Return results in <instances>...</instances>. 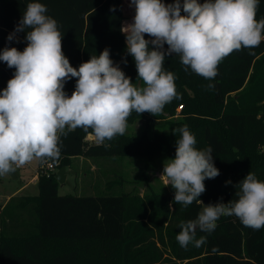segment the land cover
I'll use <instances>...</instances> for the list:
<instances>
[{"label": "trees", "instance_id": "obj_1", "mask_svg": "<svg viewBox=\"0 0 264 264\" xmlns=\"http://www.w3.org/2000/svg\"><path fill=\"white\" fill-rule=\"evenodd\" d=\"M31 2L44 4L46 15L57 21L63 34L62 50L72 67L78 69L108 48L114 65L133 84L143 86L121 31L125 19L122 0H0V52L5 47L23 51L27 46L29 29L16 33L12 41L7 37ZM261 18L264 0H259L256 14L257 20ZM145 39L151 37L145 34ZM164 68L175 74L182 98L165 105L156 116L133 111L127 126L143 119L139 135H129L126 129L124 135L99 143L91 129L77 128L61 137L59 158L47 160L54 171H42L38 161L37 195L12 197L0 211V264H264V227H245L235 216H221L211 233L197 230V239H207L201 247L189 244L182 248L176 239L179 225L197 217L201 205L196 201L185 207L175 204L174 196L112 194L113 186L122 185L119 179L104 183L102 195L58 194L55 172L67 168L71 159L175 156L180 134L172 130L185 124L198 150L213 148L214 166L220 173L204 181L206 190L198 198L203 203L213 204L220 197L224 203L238 199L236 185L248 172L264 181V153L259 150L264 147V123L256 119L259 112L264 118V41L223 59L211 81L191 69L186 72L175 54L166 56ZM14 72L0 61V91ZM209 83L215 88L207 90ZM75 84L76 78L67 81L65 92L74 91ZM177 106L182 108L178 115ZM176 115L180 118L172 120ZM162 120L169 131L148 137L154 124ZM161 248L169 257L163 258Z\"/></svg>", "mask_w": 264, "mask_h": 264}, {"label": "clouds", "instance_id": "obj_2", "mask_svg": "<svg viewBox=\"0 0 264 264\" xmlns=\"http://www.w3.org/2000/svg\"><path fill=\"white\" fill-rule=\"evenodd\" d=\"M130 6L135 15L121 31L142 87L114 65L108 48L78 69L72 67L62 50L57 21L46 15L44 4H27L23 18L7 37L12 41L16 33L29 29L27 46L23 51L5 47L0 52V61L15 69L0 91V176L33 160L43 164L58 159L61 137L77 128L91 129L97 142L103 143L124 135L133 111L162 113L165 105L182 98L175 74L164 68L166 56H179L186 72L191 69L211 81L223 59L264 41V18L256 19L259 0H130ZM145 34L151 39H145ZM72 78L76 84L69 96L64 88ZM206 88L212 90L215 85L209 83ZM172 131L180 138L175 157L164 162L162 175L175 190V204L187 207L196 201L202 205L195 219L180 222L179 245L201 247L207 239H197V230L211 233L221 216H235L253 230L264 227V181L248 172L236 185L238 199L203 206L198 198L206 190L204 181L220 174L213 148L198 150L187 124Z\"/></svg>", "mask_w": 264, "mask_h": 264}, {"label": "rangeland", "instance_id": "obj_3", "mask_svg": "<svg viewBox=\"0 0 264 264\" xmlns=\"http://www.w3.org/2000/svg\"><path fill=\"white\" fill-rule=\"evenodd\" d=\"M123 1V15H124V22L131 23L133 17L135 15V8L134 6H130V0H122ZM143 83V82H142ZM141 83H135L134 85L139 87ZM73 92V91H72ZM182 110L181 106H177L176 114ZM175 116L172 120H177L180 116ZM257 120H261L264 123V118H262L261 113L259 112L256 115ZM166 121L162 120L159 123H155L152 130L148 133V137H152L154 133H167L168 126L165 124ZM144 126V120L138 119L132 124L127 126V133L129 135L137 136L141 132ZM259 150L264 153V147H259ZM175 156L171 157H156L152 159H147L145 157H126L121 158V161H114L112 159H103V158H96L86 160L84 158H73L66 170V179L62 184L58 186V194L60 196L63 195H74V196H96L102 195L105 191L103 187V183L108 182L109 180H117V175L113 174L110 175V171L113 168L117 167V169L121 172V178L127 179L125 180L127 183L122 184L120 187L119 185H115L112 187V194H118L121 191L129 193L130 195H137L138 197L144 196L146 194H158V195H165V196H174L175 190L171 185H168V180L164 177L163 168L164 162L168 159H172ZM120 159V158H119ZM113 162V165H111ZM38 166V160H33L31 163H28L22 168L18 170V176L21 178L23 175H30L34 173ZM95 167V169L100 168L101 173L102 171L104 174L103 176L107 175L106 178L101 181L100 177H97V180H93V176L97 171H91V168ZM94 169V170H95ZM45 171V170H42ZM126 172V174L124 173ZM85 175V178L83 177ZM101 175V174H100ZM119 176V175H118ZM96 182V183H95ZM205 184V183H204ZM167 185V186H166ZM18 186V181L14 182L10 179H7L6 176H0V202L4 199V195L10 194L15 187ZM36 193L37 187L31 186L28 188V193ZM213 205V204H212ZM158 247L160 245L157 244ZM162 249V248H161ZM162 256L163 258L169 257L168 253L162 249Z\"/></svg>", "mask_w": 264, "mask_h": 264}, {"label": "crops", "instance_id": "obj_4", "mask_svg": "<svg viewBox=\"0 0 264 264\" xmlns=\"http://www.w3.org/2000/svg\"><path fill=\"white\" fill-rule=\"evenodd\" d=\"M91 140L93 139V136L92 138H90ZM81 158V157H79ZM123 158H126V157H123ZM86 159V158H84ZM117 161H121L122 159L120 158H116ZM86 160H90V159H86ZM113 161L115 159H112ZM113 165V162H111V165ZM22 167L18 168L15 170V174L13 175V173H10L12 176H14V178H9L7 175L6 178L7 179H10L11 181H14V182H17L18 181V186L15 187V190H13L10 194H7V195H4V199L2 200V202H0V211L2 210V208L4 207V205L7 203V201L12 198V197H15V196H36L38 191L35 193H28V188H30L32 185L33 186H36L37 187V179H38V173H37V170L30 174V175H23L21 178H19L18 176V170H20ZM95 167L92 166L91 168V171H97V170H100L99 172H96L94 175H97V176H93V180H97V177L101 176L100 177V180L103 181L107 175L103 176L102 174H104V172L102 171L101 173V169L100 168H97L95 169ZM112 172H114V174L117 175L116 179H119L122 184H126L127 182L125 180L127 179H123L121 178V172L117 169V167L113 168L112 171H110L109 173V177L111 174H113ZM126 174V172H124ZM101 174V175H100ZM65 175H66V170H65ZM119 175V176H118ZM83 177L85 178V175H83ZM66 179V178H65ZM96 183V182H95ZM104 186V183L102 184Z\"/></svg>", "mask_w": 264, "mask_h": 264}, {"label": "water", "instance_id": "obj_5", "mask_svg": "<svg viewBox=\"0 0 264 264\" xmlns=\"http://www.w3.org/2000/svg\"><path fill=\"white\" fill-rule=\"evenodd\" d=\"M90 138H92V136H89V139ZM13 173V175L15 174V172H12ZM9 178H14V176H12L11 174H9V175H7ZM65 178H66V175H65V168L64 167H62V168H60L59 170H57L56 172H55V180L57 181V183L58 184H62L64 181H65ZM217 203H224L223 202V197H220V198H218V199H216L215 201H214V203H213V205H215V204H217ZM207 205H209V203H206V202H204L203 203V206H207ZM202 210V205H201V207H200V210H199V212Z\"/></svg>", "mask_w": 264, "mask_h": 264}, {"label": "built area", "instance_id": "obj_6", "mask_svg": "<svg viewBox=\"0 0 264 264\" xmlns=\"http://www.w3.org/2000/svg\"><path fill=\"white\" fill-rule=\"evenodd\" d=\"M72 92H68L67 94L70 96ZM89 139V136L87 137ZM20 167H17L16 169H18ZM41 168H43L44 170L46 171H49V172H52L54 171V165H52V163L50 162H46V163H43L41 165Z\"/></svg>", "mask_w": 264, "mask_h": 264}]
</instances>
